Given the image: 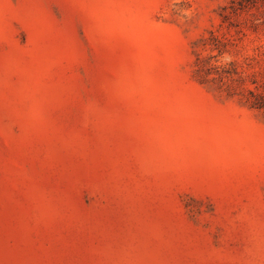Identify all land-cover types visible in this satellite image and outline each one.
Masks as SVG:
<instances>
[{
    "label": "rangeland",
    "instance_id": "374dc122",
    "mask_svg": "<svg viewBox=\"0 0 264 264\" xmlns=\"http://www.w3.org/2000/svg\"><path fill=\"white\" fill-rule=\"evenodd\" d=\"M199 54L264 84V0H0V264H264V110Z\"/></svg>",
    "mask_w": 264,
    "mask_h": 264
},
{
    "label": "trees",
    "instance_id": "16d2710c",
    "mask_svg": "<svg viewBox=\"0 0 264 264\" xmlns=\"http://www.w3.org/2000/svg\"><path fill=\"white\" fill-rule=\"evenodd\" d=\"M230 17V13L224 14L225 21H229L232 25ZM236 40V38L222 39L214 31H211L210 36L200 40V45L203 48L209 47L212 51L217 50V55H223L230 52L229 46L235 45ZM214 56L216 55L206 57L199 54L197 57L196 72L200 81L205 84H218L219 88L227 90L231 95L237 94L240 89L239 91L246 92L243 94L250 107L264 110V84L260 83L258 72L254 71L248 79V75L239 69L236 61L221 63L216 60L214 62L212 61ZM248 81L254 84V87L248 86Z\"/></svg>",
    "mask_w": 264,
    "mask_h": 264
}]
</instances>
